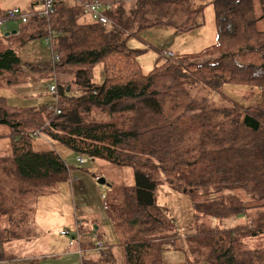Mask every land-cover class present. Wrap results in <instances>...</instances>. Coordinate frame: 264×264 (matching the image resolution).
Instances as JSON below:
<instances>
[{
    "label": "trees",
    "instance_id": "obj_1",
    "mask_svg": "<svg viewBox=\"0 0 264 264\" xmlns=\"http://www.w3.org/2000/svg\"><path fill=\"white\" fill-rule=\"evenodd\" d=\"M96 1L109 26L86 14L85 3ZM181 1L55 0L48 15H41L40 0L27 8L30 19L22 26L28 33L21 45L50 37V70L55 80L61 76L67 82L50 86L55 102L42 107H16L0 97V125L9 127L13 140L9 156L0 157V216L15 203L9 200L38 199L70 180L73 167L57 150L35 149L41 139L62 144L86 161L134 169L136 186L121 207L127 232L155 217L158 186L168 183L191 195L198 213L244 221L233 230L206 233L223 245L214 251L213 264H264V249L243 247V239L264 234L259 208H264V0H214L218 55L190 60L158 50L159 60L145 74L139 57L154 47L140 37L142 30L174 26L177 34H188L204 25L197 21L199 11L178 24ZM5 12L0 8V18ZM85 17L92 21L84 22ZM132 38L146 49L131 50ZM98 65L104 70L102 84L93 80ZM25 68L17 50L0 51V86L23 85ZM226 83L257 89L262 101L215 107L210 98L225 96ZM234 190L252 193L261 204L233 201L220 212L204 197ZM118 236L125 264H163L157 241ZM99 241L101 236L88 241L87 251L99 253ZM104 246L106 258L85 264H116L112 246Z\"/></svg>",
    "mask_w": 264,
    "mask_h": 264
},
{
    "label": "rangeland",
    "instance_id": "obj_2",
    "mask_svg": "<svg viewBox=\"0 0 264 264\" xmlns=\"http://www.w3.org/2000/svg\"><path fill=\"white\" fill-rule=\"evenodd\" d=\"M72 1L69 0V4H72ZM126 1L129 2L130 0ZM36 2L38 0H0V8L4 10L19 8L26 12L27 8ZM213 3L214 0L181 1L179 7L183 8V11L175 16L178 24L183 23L188 14L193 11L200 12L197 21L204 24L188 34H177L174 26H159L141 31L140 37L154 47L139 57L145 74L150 72L159 60L158 50H168L178 57H185L190 60L212 58L218 55L216 14ZM127 4L131 6V3ZM255 5L256 15L259 17L261 15L259 4L256 3ZM38 7L41 8V5ZM83 21L90 23L92 20L90 17H85ZM8 26V29L0 27V51L17 50L26 67L22 74L26 82L23 85L12 87L2 81L0 97L7 98L9 104L16 107H42L54 103L55 96L49 93L50 86L56 82L63 85L67 82V78L58 76L55 80L54 75H52L50 70L53 66L52 49L42 39L33 40L25 46L21 45V40L28 31L23 30L22 24L10 23ZM130 49L144 50L146 44L132 38ZM29 64H33L37 70L28 66ZM93 80L97 84L103 83L104 70L102 65L96 67ZM223 93L225 96L214 95L210 98L215 107H226L232 103L249 107L262 101L260 91L251 89L249 86L226 83L223 86ZM102 117L105 116H100V118ZM11 140L9 127L0 125V157H6L10 154L9 144ZM35 149L38 151L57 150L65 161L73 167L68 182L61 183L54 189L52 188L53 190L45 193V199L50 202L49 217H47L49 227L55 228L57 226L59 228L60 226L65 229L64 231H70L71 235L65 238L71 243L75 242L79 245L78 241L73 240V236L76 234V224L79 221L81 228L90 230V235L98 232L102 237V242L112 246L111 255L116 264H125L124 249L118 246V234H123L126 238L137 236L142 240L157 241L162 248L163 264L186 262L213 264L214 251L223 245L218 244L215 239H212L213 236H207L206 233L233 230L244 223L243 220L233 217H215L204 212L198 213L195 210L191 195L173 189L175 185L164 183L158 186L156 192L158 210L155 217L157 219L155 217L144 219L145 221L136 226L134 232H127L122 220L125 212L121 207L127 202V191L136 186L133 168H116L99 160H87V164L81 166L77 162L79 156L69 151L64 145L51 144L41 139L35 140ZM72 179L75 182L73 185L70 184ZM102 179L105 180L106 184L99 183V180ZM58 189L60 191L53 195ZM249 194L244 190H234L225 191L219 195H204V197L214 209L220 210L222 208L220 212H223L225 208L232 207L235 201L243 202L245 206L256 205L259 207L261 202L252 193ZM219 196L221 199L215 204ZM30 199L31 205L34 206L37 199L32 197ZM259 208L264 211V208ZM39 211L42 212V208H39ZM97 228L99 230H96ZM224 243L227 244L226 240ZM243 247L244 250L254 251L264 249V234L243 239ZM95 253L90 255L91 260L98 261L104 258Z\"/></svg>",
    "mask_w": 264,
    "mask_h": 264
},
{
    "label": "crops",
    "instance_id": "obj_3",
    "mask_svg": "<svg viewBox=\"0 0 264 264\" xmlns=\"http://www.w3.org/2000/svg\"><path fill=\"white\" fill-rule=\"evenodd\" d=\"M71 181L70 184L73 185L74 182ZM59 191L58 189L53 195ZM30 198L9 200V205L13 201L15 203L7 208L5 215L0 216V262L3 264H85L89 262L90 255L96 251H87V242H95L97 237H100L99 233L94 232L90 235V230L81 228V223L78 221L73 240L78 241L79 245L75 242L71 243L65 238L71 235L70 231H64L65 229L60 226L59 228L49 227L47 217H49L50 202L45 199V194L35 201L34 206L31 205ZM39 208L43 211H39ZM65 232H68V235H65Z\"/></svg>",
    "mask_w": 264,
    "mask_h": 264
},
{
    "label": "built area",
    "instance_id": "obj_4",
    "mask_svg": "<svg viewBox=\"0 0 264 264\" xmlns=\"http://www.w3.org/2000/svg\"><path fill=\"white\" fill-rule=\"evenodd\" d=\"M54 1L55 0H42V5H44V9L41 12V15H48L54 11V9H53ZM84 10H85L86 14L91 15L95 19L98 18L101 25H103V26H109L110 25L109 19L107 17H105L101 12L102 5L100 2H98V1L93 2V3L87 2L84 5ZM29 19H30V15L26 12H23L21 9H19V8L9 9L5 12L4 17L0 18V27L8 29V27H9L8 25L10 23L24 24V23H27L29 21ZM46 44H48L49 46L51 45V38L50 37L46 39ZM164 54L169 56L170 58H173L175 55L173 52H170V51H165ZM55 59L58 60V56H55ZM52 90L54 91L56 89L53 87ZM78 163L82 166V165L86 164L87 161L84 158L80 157L78 159ZM64 234L68 235V232H65ZM97 249H98L100 255H102L103 257L107 256V254H108L107 248L104 246V244L102 242L99 241L97 243ZM0 264H3V262H0Z\"/></svg>",
    "mask_w": 264,
    "mask_h": 264
},
{
    "label": "water",
    "instance_id": "obj_5",
    "mask_svg": "<svg viewBox=\"0 0 264 264\" xmlns=\"http://www.w3.org/2000/svg\"><path fill=\"white\" fill-rule=\"evenodd\" d=\"M8 35H10V34H8ZM99 183L102 184V185L106 184L105 180H103V179L102 180H99Z\"/></svg>",
    "mask_w": 264,
    "mask_h": 264
},
{
    "label": "clouds",
    "instance_id": "obj_6",
    "mask_svg": "<svg viewBox=\"0 0 264 264\" xmlns=\"http://www.w3.org/2000/svg\"><path fill=\"white\" fill-rule=\"evenodd\" d=\"M7 11V10H6Z\"/></svg>",
    "mask_w": 264,
    "mask_h": 264
}]
</instances>
